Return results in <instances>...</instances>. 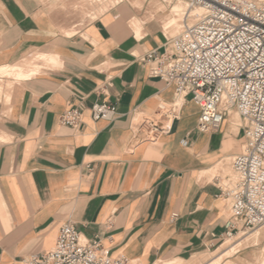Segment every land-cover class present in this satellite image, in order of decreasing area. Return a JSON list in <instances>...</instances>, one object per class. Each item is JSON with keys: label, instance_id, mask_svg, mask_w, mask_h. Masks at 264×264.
Listing matches in <instances>:
<instances>
[{"label": "crops", "instance_id": "crops-1", "mask_svg": "<svg viewBox=\"0 0 264 264\" xmlns=\"http://www.w3.org/2000/svg\"><path fill=\"white\" fill-rule=\"evenodd\" d=\"M62 6L0 0V68L46 55L30 78L0 76L14 83L0 95V264L51 249L66 222L128 264H195L216 250L219 264L253 262L250 246L224 257L236 233L226 227L220 185L230 175L225 160L244 142L232 117L202 131L200 108L188 97L154 138L135 121L176 99L175 87L143 62L146 52L164 50L161 20L136 30L114 7L78 29ZM103 101L116 113L95 120L92 106ZM78 105L81 125H63L61 114Z\"/></svg>", "mask_w": 264, "mask_h": 264}, {"label": "built area", "instance_id": "built-area-1", "mask_svg": "<svg viewBox=\"0 0 264 264\" xmlns=\"http://www.w3.org/2000/svg\"><path fill=\"white\" fill-rule=\"evenodd\" d=\"M179 1L187 5L181 31L165 32L164 50L153 49L143 57L150 74L173 85L176 95L173 102L160 104V119L144 118L151 126L146 137L167 131L180 101L188 97L200 108L202 131L218 128L235 109L244 121V142L232 160L233 173L220 185L229 209L226 227L237 234L264 226V0ZM115 113L116 106L106 101L92 106L95 120ZM82 116V106H74L61 114L60 122L78 128ZM23 262L128 264V259L111 256L100 240L83 237L66 222L51 249Z\"/></svg>", "mask_w": 264, "mask_h": 264}, {"label": "rangeland", "instance_id": "rangeland-1", "mask_svg": "<svg viewBox=\"0 0 264 264\" xmlns=\"http://www.w3.org/2000/svg\"><path fill=\"white\" fill-rule=\"evenodd\" d=\"M62 3H63L62 7H63L64 13H66L68 18L74 21L73 23L78 24V27H77L78 29L82 28V26L86 24L87 22L98 17L104 11L110 8H114V7L123 8L126 11V13H128L131 16L130 23L136 30L139 29L142 21H147L152 18L160 19L163 26L166 27L169 20L175 17L177 19L182 17L181 15H180L181 17L179 15L173 16L171 9L175 4L184 6L185 11L187 8L186 2L179 1V0H62ZM136 13L140 14L142 18L141 19L136 18L135 17ZM169 16H171V18ZM181 24H182V20L171 25L169 28H165V32L168 35H175L179 31H181L182 29ZM42 54L43 53H39V52H36L34 54L32 53L31 56L27 55L23 59L28 58V57L30 58L36 57L37 55H42ZM38 59L39 57L36 58L35 60L38 62ZM13 84H14L13 81H11V79H8V77L0 78V95L4 89L6 91L10 90ZM230 112L228 115H230L232 117V120L236 123V125L242 129V133L244 135V129L241 126L243 122L241 117L239 116V114L237 113L235 109H232ZM154 117L157 119H160L159 113H156ZM144 122H145V119L141 116H138V121H137L138 125L143 126L142 131H144V133H147L148 131L151 130V126L148 122L146 123ZM143 123L144 125H142ZM158 123L160 124V121H158ZM155 134H158V132H156ZM232 160H233V157L225 160V162L227 163V167L224 170V173H229V174L233 173V168L231 164ZM261 227H256L254 229H249V230L241 229L237 234H235L236 236L232 238H228V239L234 240L232 241V243H230V245L233 247L231 248L230 251L226 252L224 257L233 255L236 251H238L239 249L243 247L250 246L257 251L253 262H251L250 264H261V263L263 264L264 262V226H261ZM215 256H216V253H209L205 255L204 257H202L200 260H196L195 264H201L204 261L208 262L212 260Z\"/></svg>", "mask_w": 264, "mask_h": 264}, {"label": "bare ground", "instance_id": "bare-ground-1", "mask_svg": "<svg viewBox=\"0 0 264 264\" xmlns=\"http://www.w3.org/2000/svg\"><path fill=\"white\" fill-rule=\"evenodd\" d=\"M165 8V7H164ZM187 9V8H186ZM184 6L182 5H179V4H175L172 9H171V12L173 13V16H182L183 17V13H184ZM172 16V18H173ZM180 16V17H181ZM171 18V16H169ZM182 17L177 19L176 17L169 20V22L167 23L166 27L165 28H169L171 25L179 22L182 20ZM175 27V26H174ZM182 28V27H181ZM46 55L42 54V55H37V58L38 57H41V58H44ZM32 63V65H31ZM40 64L34 59H31V60H27V61H24L20 64H17V65H8V66H4V67H1L0 68V76L1 75H7V76H11V77H14L15 79L17 80H22V79H27V78H30L34 75H36L39 71H40ZM180 104H181V101H180ZM231 113V112H230ZM229 116V115H228ZM138 118H135V121L137 120ZM243 121V119H242ZM244 123V121H243ZM0 139H4V136H2L0 134ZM234 158V157H233ZM262 228V227H261ZM256 231V230H255ZM259 232V231H258ZM258 234V233H257ZM263 237V236H262ZM243 239V238H242ZM232 241H234L233 239H227L225 243H232ZM230 249V248H229ZM228 252V250H226ZM225 251V252H226ZM224 252V253H225ZM214 253H216V255H218V250H216ZM223 253V254H224ZM201 254V253H200ZM226 254V253H225ZM224 254V255H225ZM228 254V253H227ZM197 255V254H196ZM195 255V256H196ZM195 256L193 255V257L195 258ZM210 256V255H209ZM197 257V256H196ZM204 257V256H203ZM221 257L223 256H220V254L216 257H214L212 259V261L209 263V264H219L221 262ZM207 258V257H206ZM205 258V259H206ZM190 260V259H189ZM192 260V259H191ZM263 262V261H261ZM196 263V262H194ZM206 263V262H204ZM203 263V264H204ZM157 264H186L184 260L182 259H179V258H175V259H170V260H166V261H163L161 263H157ZM202 264V263H201ZM262 264V263H261ZM264 264V262H263Z\"/></svg>", "mask_w": 264, "mask_h": 264}]
</instances>
